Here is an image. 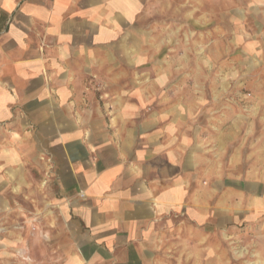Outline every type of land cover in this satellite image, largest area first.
<instances>
[{"label":"crops","instance_id":"0c3cea01","mask_svg":"<svg viewBox=\"0 0 264 264\" xmlns=\"http://www.w3.org/2000/svg\"><path fill=\"white\" fill-rule=\"evenodd\" d=\"M146 5L0 0V261L39 212L57 264H264L256 118L176 83Z\"/></svg>","mask_w":264,"mask_h":264},{"label":"rangeland","instance_id":"374dc122","mask_svg":"<svg viewBox=\"0 0 264 264\" xmlns=\"http://www.w3.org/2000/svg\"><path fill=\"white\" fill-rule=\"evenodd\" d=\"M145 30L152 41L161 42L163 57L171 54L178 85L203 87L194 95L204 93L208 100L220 95L227 118L237 113L245 121L253 113L255 141L258 147L264 144V0H147ZM247 126L243 122V130ZM39 215L28 212L17 222L34 234V244L30 240L12 257L3 256L1 264H57L53 252L44 259L38 246ZM237 254L254 257L244 246Z\"/></svg>","mask_w":264,"mask_h":264}]
</instances>
